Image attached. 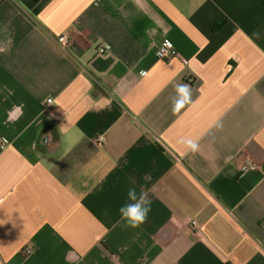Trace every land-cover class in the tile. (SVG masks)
Listing matches in <instances>:
<instances>
[{
  "label": "crops",
  "instance_id": "obj_1",
  "mask_svg": "<svg viewBox=\"0 0 264 264\" xmlns=\"http://www.w3.org/2000/svg\"><path fill=\"white\" fill-rule=\"evenodd\" d=\"M2 137L0 264H264V0H1Z\"/></svg>",
  "mask_w": 264,
  "mask_h": 264
},
{
  "label": "clouds",
  "instance_id": "obj_2",
  "mask_svg": "<svg viewBox=\"0 0 264 264\" xmlns=\"http://www.w3.org/2000/svg\"><path fill=\"white\" fill-rule=\"evenodd\" d=\"M176 95L172 97V110L174 113L179 112L185 105L190 104L191 88L188 84L180 83L175 85ZM186 145L195 149L196 144L191 139L185 141ZM152 201L148 192L141 189L137 192L135 187L129 188L127 192L126 202L120 206L119 214L126 227L138 228L147 222L149 213L151 212Z\"/></svg>",
  "mask_w": 264,
  "mask_h": 264
},
{
  "label": "built area",
  "instance_id": "obj_3",
  "mask_svg": "<svg viewBox=\"0 0 264 264\" xmlns=\"http://www.w3.org/2000/svg\"><path fill=\"white\" fill-rule=\"evenodd\" d=\"M0 2H1V0H0ZM57 41H58L59 45L61 46V48L64 50L69 49L73 44V40L70 37V35H68V34L60 35L57 38ZM111 50H112V47H111V45H108V44L100 46V48H99V52L101 54L106 53V52H110ZM176 56H179V54L175 50L173 42L167 38L164 39L156 49V57L160 61H170ZM48 102L51 103L52 100H48ZM102 139H103L102 137H99L98 141H102ZM9 143H10V140L8 138L2 137L0 140V149L6 148L9 145ZM258 169H259V166L254 160H252L251 158H245L239 164L238 177L243 178L249 172L256 171ZM191 225L196 230L200 229L199 224L195 220L191 221ZM22 253L24 256H29L32 253V250L29 248H26L23 250Z\"/></svg>",
  "mask_w": 264,
  "mask_h": 264
}]
</instances>
